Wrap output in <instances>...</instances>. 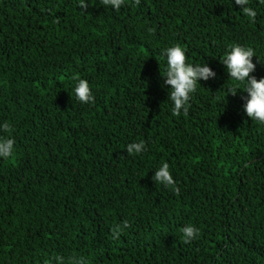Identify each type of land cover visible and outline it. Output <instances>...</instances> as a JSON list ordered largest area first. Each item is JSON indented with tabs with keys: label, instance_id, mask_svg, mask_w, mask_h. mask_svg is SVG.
I'll list each match as a JSON object with an SVG mask.
<instances>
[{
	"label": "trees",
	"instance_id": "trees-1",
	"mask_svg": "<svg viewBox=\"0 0 264 264\" xmlns=\"http://www.w3.org/2000/svg\"><path fill=\"white\" fill-rule=\"evenodd\" d=\"M85 3L0 0V125L15 139L0 158V264H264V124L243 85L226 96L222 64L230 45L251 47L264 77V2L250 0L255 22L235 0ZM176 44L216 73L179 116L164 83ZM165 162L179 194L152 179ZM186 225L200 230L188 244Z\"/></svg>",
	"mask_w": 264,
	"mask_h": 264
},
{
	"label": "clouds",
	"instance_id": "clouds-1",
	"mask_svg": "<svg viewBox=\"0 0 264 264\" xmlns=\"http://www.w3.org/2000/svg\"><path fill=\"white\" fill-rule=\"evenodd\" d=\"M264 2V0H262ZM104 6H111L115 10H119L125 4V0H101ZM250 0H235V4L241 6L242 13L250 19V22H255L257 12L249 7ZM133 4L138 6L140 0H133ZM81 9L86 10L89 4L85 0H79ZM59 23V19L56 21ZM154 28H149L148 32L153 34ZM163 55L166 56V68L164 83L170 86V93L168 98L173 103V116L187 115L189 108V100L191 94L197 90L198 80H209L210 77H215L213 72L206 64L193 65L188 63V58L185 54V49L176 44L163 50ZM255 56V51L251 47H244L238 44L230 45L229 51L226 52L222 64L226 68L228 77L234 82L235 86L226 89V96L231 94L235 96L240 90V85H243V92L247 93L245 104L243 106L244 112L251 120H256L260 124H264V77L257 79L251 75L255 71L256 65L252 62ZM74 94L78 102L88 104L95 103V98L92 95V90L85 79L74 76ZM241 91V90H240ZM225 96V97H226ZM0 131L8 135H0V158L9 159L14 155L15 139L11 136L14 128L8 123L4 122L0 125ZM128 155H137L146 151L145 142L129 143L126 146ZM153 181L162 184L166 188L173 190L175 194H179L180 189L177 187L169 170V164L163 163L162 166L154 173ZM131 227V224L125 220L120 224L114 225L111 229V237L113 240H118L124 233L125 229ZM182 239L185 244L197 239L200 230L192 225H186L181 229ZM78 264H85L81 258Z\"/></svg>",
	"mask_w": 264,
	"mask_h": 264
}]
</instances>
